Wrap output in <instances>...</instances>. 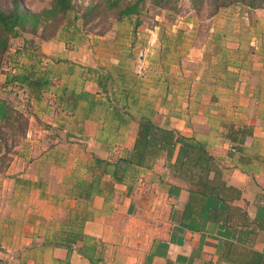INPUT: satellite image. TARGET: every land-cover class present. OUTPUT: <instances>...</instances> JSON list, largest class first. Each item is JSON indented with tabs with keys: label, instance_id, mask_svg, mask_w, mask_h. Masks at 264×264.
I'll use <instances>...</instances> for the list:
<instances>
[{
	"label": "crops",
	"instance_id": "obj_1",
	"mask_svg": "<svg viewBox=\"0 0 264 264\" xmlns=\"http://www.w3.org/2000/svg\"><path fill=\"white\" fill-rule=\"evenodd\" d=\"M239 9L226 8L218 15ZM250 20L258 26L245 47L239 40L229 41L243 34L242 22L232 33L229 22H212L204 36L197 25L188 24L193 42L185 55L173 52L177 46L169 42L171 37L165 43L159 36L158 54L148 56L147 64L145 57L141 72L144 80L157 69L153 72L164 87V92H157L163 103L157 108L150 101L142 104L154 110L155 124L204 141L221 180L235 189L225 197L226 203L245 208L251 219L264 220V164L239 163L222 128L250 127L246 153L264 158V17ZM178 33L180 29L173 36ZM151 36L156 40V34ZM218 44L225 46L219 47V54L203 53L205 47L217 52ZM55 49L60 51V45L42 47L43 57L59 56L52 53ZM98 67L106 65L93 70ZM95 78L88 77L82 89L67 86L65 96L72 89L99 93ZM64 85L44 91L49 102H37L44 126L29 133V144L0 172V264H231L221 257L223 241L229 238L221 225L193 224L192 230L183 224L191 186L166 169L165 157L151 169H129L121 183L101 168H92L93 156L114 159L130 150L136 124L124 127L128 134L119 131L122 136L115 147H105L99 136L106 123L102 117H85L84 102L73 107L59 100ZM178 87L185 89L181 107L176 102L169 105L170 95L181 93ZM182 110L188 118L178 114ZM254 247L264 251L262 234Z\"/></svg>",
	"mask_w": 264,
	"mask_h": 264
},
{
	"label": "trees",
	"instance_id": "obj_2",
	"mask_svg": "<svg viewBox=\"0 0 264 264\" xmlns=\"http://www.w3.org/2000/svg\"><path fill=\"white\" fill-rule=\"evenodd\" d=\"M200 1L191 0L192 8L196 9ZM178 2L179 0L150 1L154 7L171 10L175 14L179 13ZM209 2L213 7L209 16H214L219 10L234 5H241L247 10L264 11V0H209ZM145 5L146 0H103L89 3L78 15L79 5L76 0H51L48 8L37 13L25 9L21 0H11V8L7 12L0 8V69L10 39L20 31L34 36L38 27L48 20L56 28L63 22L74 24L78 19H82L86 24L95 16H99V8L113 12L115 20L118 21L131 19L134 16L133 28L136 29L141 23L138 18L144 12ZM70 15H73L72 20ZM73 28L78 30V27ZM33 47V41L28 40L26 50L31 52L32 56L36 54ZM27 69L31 71L27 72L24 69L18 80L36 98L40 99L42 92L55 86L48 72H42L35 77L32 73L33 67ZM111 70L108 67L88 70L91 73L88 77L92 74L96 75L95 80L99 89L97 94L84 90L77 92L72 89L65 96L68 91L67 86L60 88L59 100L72 103L73 107L79 102H84L85 117L91 115L102 117L106 124L100 127L101 134L106 131L105 133L117 135L129 122L136 124L132 148L114 159L93 156L92 168H101L103 174H109L114 182L121 183L125 180L129 169L134 167L151 169L158 158L165 157L166 169L191 186L189 200L183 211V216L187 219L183 224L192 230L195 228L193 224H219L229 233V238L223 241L222 258L231 264H264V251L254 247L255 239L261 234L264 236V220L251 219L245 208L231 207L226 203L225 197L235 189L221 180L218 163L208 152L206 143L155 124L151 119L154 110H150L146 103L139 104L141 97L134 89L129 88L128 76L121 73L115 77ZM6 113L4 102L0 101V117ZM222 128L225 130L224 137L233 145L232 152L239 154V163L246 166L253 161L264 164L263 157L246 153L244 142L252 135L250 127L235 128L233 124H222ZM82 255L87 256L84 251ZM89 260L94 261L91 256ZM203 264L209 263L203 262Z\"/></svg>",
	"mask_w": 264,
	"mask_h": 264
},
{
	"label": "rangeland",
	"instance_id": "obj_3",
	"mask_svg": "<svg viewBox=\"0 0 264 264\" xmlns=\"http://www.w3.org/2000/svg\"><path fill=\"white\" fill-rule=\"evenodd\" d=\"M50 1L21 0V4L28 11L37 13L42 9L48 8ZM76 1L79 5L77 7L78 15H80L83 8L89 3L102 2L103 0ZM150 1L146 0L145 10L138 18L141 23L136 29L133 28L135 25L134 16L131 19L125 18L118 21L115 20L113 12L103 11L99 8V16H95L93 20H90L86 24L82 19H78L74 24L63 22L56 28L48 20L44 25L38 27L34 36L20 31L10 39L8 49L2 58L0 69V101L4 102V107L7 110V113L3 117H0V158H2L0 159V170L6 166L8 167L22 147L29 144V133H36V126L43 127L45 124L38 119V114L42 111L38 107L39 104L37 102L48 103V94L44 92L40 99L37 100L30 90L20 84L18 80L22 76L24 69L27 72L31 71L27 67H33L34 72L32 73L35 74V77L42 72L55 73L51 79L56 86L65 84L70 88L82 89L86 84L85 81L88 79V75L91 74L88 70L104 64L106 67L112 69L111 72L115 77H118L121 73H125L128 76L129 86H134V91L141 97L140 105L144 101H150L152 106L157 108L160 102L163 103V95L157 92H164V87H161L159 83L160 80L157 72H153L157 69L151 70L150 75H147L143 80L140 68L146 56L147 64L148 56L154 57V55L158 54L160 45L156 42L159 36H161V39L165 43L171 37L169 42L177 46L173 52L185 55L191 48L189 44L193 42V37L188 34V24L197 25L199 32L204 36V30L212 22L217 21L221 25L229 22L231 33L233 31L237 32V28L239 25L241 26L240 22H242L245 23L243 24V34L238 39H232V36L229 41L235 42L234 40H239L243 47H245L247 46V41L252 42L251 39L258 26L256 24L251 25L250 19L264 17V11L247 10L241 5L229 7L232 9L240 7V9L234 10L235 12L231 11V14L224 11L226 14H223V17L218 15L219 12L214 14V16H209V13L213 11L209 0H201L196 9L192 8L191 0H179V13L175 14L171 10L154 7ZM0 8L7 12L11 8V0H0ZM237 12L240 13L238 16ZM72 17L73 15H70V20H72ZM73 27H78V30H74ZM162 28L167 31L160 32ZM177 29H180L181 33L176 34L174 37L173 33L175 34ZM152 34H156V40L154 36H151ZM28 40L33 41V48L36 52L34 56L26 50ZM59 45L60 51H57V49L51 50L52 53L59 54V56L54 55V58H51L53 56L43 57L42 47L47 49L50 46L54 48V46ZM219 47L222 49L225 46L218 44L216 49L218 50ZM213 48L215 49V47ZM221 49L216 52L211 50V48L207 49L205 47L203 53L219 54L222 51ZM247 50L250 53L252 52L251 47L247 48ZM183 58L185 59V57ZM69 63L73 64V66L71 67ZM151 64L157 66V63L153 62ZM185 68L189 69L190 67L186 66ZM132 75H135L137 79ZM177 89L181 93L176 95L171 94L170 98L172 99L169 105L176 102L181 107L180 105L184 103L185 99V89L181 87ZM193 101L195 100L193 99ZM178 114H182V116L187 118L189 117L188 114L183 113V110L178 111ZM160 116L164 115L161 114ZM125 128L121 129L123 135L128 134V132L124 134ZM105 132L99 136V139L105 147L112 149L122 134L121 132L117 135ZM103 135L108 140H104ZM42 146L45 147L42 144L40 148Z\"/></svg>",
	"mask_w": 264,
	"mask_h": 264
},
{
	"label": "built area",
	"instance_id": "obj_4",
	"mask_svg": "<svg viewBox=\"0 0 264 264\" xmlns=\"http://www.w3.org/2000/svg\"><path fill=\"white\" fill-rule=\"evenodd\" d=\"M141 69V68H140Z\"/></svg>",
	"mask_w": 264,
	"mask_h": 264
}]
</instances>
